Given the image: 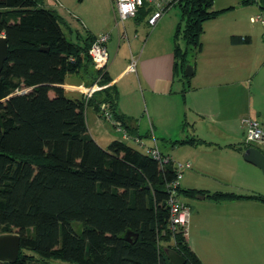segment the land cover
<instances>
[{
    "label": "trees",
    "instance_id": "obj_1",
    "mask_svg": "<svg viewBox=\"0 0 264 264\" xmlns=\"http://www.w3.org/2000/svg\"><path fill=\"white\" fill-rule=\"evenodd\" d=\"M173 3L181 6L185 22L183 32L179 26L176 33L175 73L187 77L188 51L178 38L182 32L187 45L200 51L204 21L219 11L212 9L213 0H172L165 10ZM259 4L264 10V0ZM145 5L135 18L153 9ZM1 34L9 56L0 72V234L21 237L19 257L9 264H174L164 248L177 251L185 264H205L182 228L171 227L167 184L177 177L176 164L161 167L119 139L104 148L89 133L86 108L94 104L100 111L105 102L131 134L127 118L117 112L116 86L96 91L89 100L66 94L69 73L89 75V84L98 77L101 84L112 81L107 70L92 64L89 48L97 36L74 42L58 12L43 7L42 0H0ZM231 40L249 43L251 38L232 35ZM184 192H201L217 202L251 198L264 203L261 193L179 186L180 195ZM74 221L82 223L80 233ZM128 233L137 238L129 241Z\"/></svg>",
    "mask_w": 264,
    "mask_h": 264
},
{
    "label": "crops",
    "instance_id": "obj_2",
    "mask_svg": "<svg viewBox=\"0 0 264 264\" xmlns=\"http://www.w3.org/2000/svg\"><path fill=\"white\" fill-rule=\"evenodd\" d=\"M110 2L114 15L117 18L112 0ZM153 9L155 12L154 7ZM158 20L155 24H157ZM228 33L229 39L230 35L240 34L248 36L246 33L242 34V32ZM225 38L226 36L223 39H218V37L213 38V43H216L213 51L206 55L207 57L204 56L199 59L196 67L193 68V75L190 76L191 78L187 76L188 79H183L181 78L182 75L175 73V54L173 48L169 50L163 49L157 53L146 51V47L140 52L131 49L133 52L126 54L122 59H119L118 54L114 61L108 65L107 71L112 78L111 84L116 86L117 91H120V99L118 94L117 100V112L127 118L126 123L130 126L129 130L131 132V134L128 132L130 134L129 137H124L123 132L117 127V125L122 126L128 131L126 126L117 121L113 115L112 119L116 130L122 133L123 141L125 139H133L144 148V152L146 146H158L156 133L168 135L173 130L180 128L182 135H186L181 139H196L193 143H184L187 146V155L184 156L185 161L176 162L185 163L190 161L191 163L190 167L182 170L180 186L183 190L196 189L209 193L220 191L237 194L261 193L260 189L262 188L259 187L260 183L261 186L264 185V175L259 167L244 158L245 149L241 147V143L245 139L244 135H238V131L233 127L228 115L229 92L226 89L221 92L212 90L217 78L226 77L227 75L225 72L219 71L220 69L215 64L219 59L220 46L224 45V42L220 41H223ZM78 41L83 43L84 38L78 39ZM230 42L232 48L235 50H240L243 48L241 46L248 44L233 43L232 40ZM228 45L225 42V46L228 47ZM133 56L137 59L135 71L129 68ZM159 65L160 67H158ZM238 74H242V71H238ZM127 77L128 79H126ZM125 79L126 81L123 83L122 81ZM90 81H92L90 76H85L82 72L69 73L65 78L63 87L68 95L69 92H81L77 89L78 86L81 84L90 85ZM176 81H180L182 85L175 87ZM130 83H135L138 91L132 92V89H128ZM227 83H229L228 80H225L223 84L226 85ZM242 86L246 88L244 84ZM138 93L140 96L141 93L144 94L147 99L146 107L149 119H147L144 113L139 118L134 117L136 114L133 113V109L138 106V102H135L139 97ZM82 96H84L83 92L78 96L72 97ZM122 98H126L127 101L123 102ZM218 100L220 106L217 103ZM157 114H159V117ZM102 118L101 109L98 111L94 104H90L86 108L89 133L99 144L100 140L97 135L103 134L100 131L96 133L91 132L90 125L92 123L94 125L98 124ZM144 124L148 126L145 130L142 129ZM200 125L203 131L200 130ZM136 136L140 137V141L136 140ZM111 139L112 142L116 138ZM172 146L174 147V145ZM167 155L172 158L170 153H167ZM198 195H204V198ZM181 196L186 198L182 200L192 211L187 225L186 237L191 248L205 264H209L206 253L216 250L211 245L210 240L207 241V239L213 240V234L210 233L208 235L204 231L207 222L203 218L205 216L198 209L196 205L198 203L195 200H210L209 205L220 212L213 213L210 218L218 221L219 219L221 221H228L231 225L239 224V221L242 222V217H244L242 209L264 204L259 200L251 198H238L217 202L201 192L194 196H188L184 192ZM194 208L195 211H193ZM229 231L231 232L230 237L237 235L236 229L233 228ZM219 234L216 233V235ZM9 263L8 261L0 260V264Z\"/></svg>",
    "mask_w": 264,
    "mask_h": 264
},
{
    "label": "rangeland",
    "instance_id": "obj_3",
    "mask_svg": "<svg viewBox=\"0 0 264 264\" xmlns=\"http://www.w3.org/2000/svg\"><path fill=\"white\" fill-rule=\"evenodd\" d=\"M170 1L161 0L162 8L167 7ZM259 1L213 0L212 9L218 10L219 13L215 17L204 21V32L201 36L202 49L200 51L192 49L184 40L182 32L185 28V22L182 19L181 6L177 3H173L164 10L157 24L149 22V18L154 12V9H152L145 14L140 13L137 18L131 17L124 21L120 20L118 22L119 26L110 0H42V6L58 12L67 36L73 41L105 32L111 33V39L108 42L109 64L114 61L118 54L119 59H122L126 54L133 52L132 50L140 52L145 47L146 51L155 53L171 48L174 51L176 33L178 27L181 26L182 32L178 38V43L183 51H188L187 65L194 68L199 59L213 51V47L216 44L213 43V38L223 39L226 36L223 41H220L224 42V45L220 46L219 59L215 64L220 69L219 71H223L227 75L226 77L217 78L212 90L218 92L225 89L228 90V115L233 127L237 129L238 135H244L245 138V129L242 123L243 117L251 116L257 118L264 128V25L261 22H253L251 19V17L259 13L264 14ZM145 7L147 8L148 6L145 5ZM228 32L246 33L250 36L251 41L241 46L243 47L242 49L235 50L232 48L231 35L229 39ZM225 42L229 44V48L225 46ZM238 71H242V74L237 75ZM181 78L188 79L184 74ZM126 79L122 82L124 83ZM225 80L229 82L226 85L223 84ZM242 84L246 88H243ZM177 85L181 86L182 83L176 81L175 87H178ZM128 89H132V92L138 91L135 83H130ZM247 91L249 92L247 93ZM80 94L81 92H69L68 96L75 97ZM118 94L120 99V91ZM138 95L139 97L135 101L136 103L138 102V106L133 109V113L136 114L134 117L139 118L144 113L149 119L146 107L147 99L142 93L141 96L139 93ZM126 101V98H124L123 102ZM217 103L220 106L219 100ZM157 116L159 117V114ZM90 126L91 132L100 131L103 134L97 136L100 140V145L104 148L109 146L111 138L123 140V135L116 130L113 119L103 117L98 124L94 125L92 123ZM147 128V124L142 127L143 130ZM199 128L203 131L201 125ZM184 136L186 135H182L180 128L173 130L168 135L156 133L158 148L162 153H170L175 163L184 162V156L187 155V146L181 143H176L174 147L172 146V143ZM124 141L144 152V148L133 139H125ZM245 144L244 139L241 147L244 148ZM260 147L264 150V145ZM259 188H262L260 192L264 194V185L261 186L260 183ZM181 197L186 199L184 196ZM195 201H197L198 204L196 205L201 214L205 216L203 218L207 222L204 231L208 235L210 233L213 234V240L207 239V241L210 240L211 245L216 250L206 253L209 264H264V204L242 209L244 214L242 222L239 221V224L231 225L228 221H221L220 219L218 221L210 218L213 213H220L209 205L210 200L200 199ZM197 206L195 207L197 208ZM193 211H195V208ZM73 227L78 233L82 231V223L78 221L73 222ZM233 228L236 229L237 235L230 237L231 232L229 230ZM216 233L220 234L216 235ZM167 249L169 248H164L165 252H167Z\"/></svg>",
    "mask_w": 264,
    "mask_h": 264
},
{
    "label": "built area",
    "instance_id": "obj_4",
    "mask_svg": "<svg viewBox=\"0 0 264 264\" xmlns=\"http://www.w3.org/2000/svg\"><path fill=\"white\" fill-rule=\"evenodd\" d=\"M112 3L117 16V24L120 20L124 21L125 19L135 17L139 9L145 5V3H148L150 6L155 8L154 14L149 19L151 24H155L156 21L163 15V12L166 8H162L161 0H112ZM251 19L253 22H261L264 25L263 13L253 16ZM110 38V33H102L96 37L89 48L92 64L98 70L106 71L108 68L110 62L108 42ZM136 65L137 59L133 56L129 68L135 71ZM110 85H112L111 82L107 84H101L100 77H98L92 84H81L77 89L83 92L86 100H89L96 91L102 90L103 88ZM100 109L103 117L112 119L113 114L107 103H102ZM242 123L245 129V143L252 144L254 146L264 145V128L262 127L260 121L257 118L246 116L242 118ZM117 127L123 132L124 137H129L130 134L126 129L119 125H117ZM135 138L137 141H140L139 136H136ZM145 153L158 160L161 167H164L166 164L173 161L169 155L162 153L157 145L146 146ZM175 164L178 171L177 177L167 184L169 191L168 205L170 207V223L172 228H182L184 233H186L191 210L190 207L182 200L179 193V186L180 180L182 178V170L186 167H190L191 163L190 161H187L185 163Z\"/></svg>",
    "mask_w": 264,
    "mask_h": 264
},
{
    "label": "water",
    "instance_id": "obj_5",
    "mask_svg": "<svg viewBox=\"0 0 264 264\" xmlns=\"http://www.w3.org/2000/svg\"><path fill=\"white\" fill-rule=\"evenodd\" d=\"M44 48V47H43ZM48 49V48H46ZM9 56V43L5 35H0V72L4 67L5 61ZM185 73L188 77L192 76L194 73L193 67L187 65ZM244 158L256 165L261 169L264 174V152L257 146L251 145L247 147L244 151ZM204 198V195H198ZM134 236V238H132ZM137 238V235L128 233L127 239L133 241ZM21 248V237L18 233H3L0 234V260L8 261L10 263L15 262L20 253ZM167 254L169 259L174 264H185L186 259L180 255L174 249H167Z\"/></svg>",
    "mask_w": 264,
    "mask_h": 264
}]
</instances>
